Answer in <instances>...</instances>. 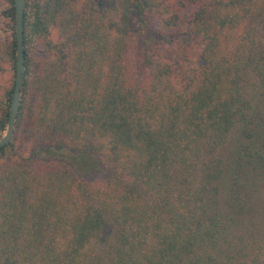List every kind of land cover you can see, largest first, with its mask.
Instances as JSON below:
<instances>
[{
  "label": "trees",
  "instance_id": "obj_1",
  "mask_svg": "<svg viewBox=\"0 0 264 264\" xmlns=\"http://www.w3.org/2000/svg\"><path fill=\"white\" fill-rule=\"evenodd\" d=\"M22 16L0 264H264V0H22ZM14 24L0 0V135Z\"/></svg>",
  "mask_w": 264,
  "mask_h": 264
},
{
  "label": "water",
  "instance_id": "obj_2",
  "mask_svg": "<svg viewBox=\"0 0 264 264\" xmlns=\"http://www.w3.org/2000/svg\"><path fill=\"white\" fill-rule=\"evenodd\" d=\"M15 15L14 24V37H15V55L16 62L14 64V78H13V91L12 100L9 104L6 124L4 131L0 135V148L10 143L12 138L13 123L17 111V106L20 100V86L22 82V72L24 64V55L22 47V0H12Z\"/></svg>",
  "mask_w": 264,
  "mask_h": 264
},
{
  "label": "rangeland",
  "instance_id": "obj_3",
  "mask_svg": "<svg viewBox=\"0 0 264 264\" xmlns=\"http://www.w3.org/2000/svg\"><path fill=\"white\" fill-rule=\"evenodd\" d=\"M259 4H261V0H259ZM260 24L257 23V21H253V19L251 18L249 20L248 25H246V27L244 29L241 30V35L243 36V39L249 41V39L251 38H258V36L260 35ZM259 39H262L259 37ZM258 39V40H259ZM260 41V40H259ZM69 154H64L63 156H66L65 158H61V156H59V154H55V155H48L47 157H43L40 158L38 161V166L40 164H44V163H49L50 160H58L59 162H63V163H67L72 160L73 163H77L78 159L77 158H71L70 156H68ZM88 164H90V166H84L83 171L84 173H81V177L87 182V188L89 189H93V188H100L104 185L105 180L107 179V174L105 173L104 169L102 168V166L100 165H96L93 164L91 161L88 162ZM40 165V166H42ZM45 165V164H44ZM92 165V167H91ZM87 172V173H86Z\"/></svg>",
  "mask_w": 264,
  "mask_h": 264
}]
</instances>
